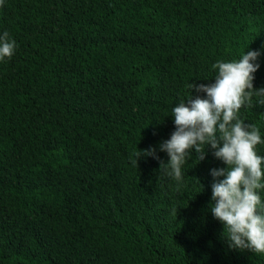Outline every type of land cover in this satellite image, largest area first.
<instances>
[{
	"label": "trees",
	"instance_id": "trees-1",
	"mask_svg": "<svg viewBox=\"0 0 264 264\" xmlns=\"http://www.w3.org/2000/svg\"><path fill=\"white\" fill-rule=\"evenodd\" d=\"M4 31L16 48L0 61V264H264L230 249L210 211V172L225 168L211 147L181 182L159 148L217 61L259 52L264 88V0H3ZM261 99L237 112L258 156ZM150 148L159 159L136 164Z\"/></svg>",
	"mask_w": 264,
	"mask_h": 264
},
{
	"label": "clouds",
	"instance_id": "clouds-1",
	"mask_svg": "<svg viewBox=\"0 0 264 264\" xmlns=\"http://www.w3.org/2000/svg\"><path fill=\"white\" fill-rule=\"evenodd\" d=\"M15 48L16 42L7 31L0 34V61L10 59ZM259 55L257 51H248L239 61H217L212 65L218 70L215 83H190L188 87L197 95L172 109L175 131L159 148L169 158L167 164L160 162V169L181 182L182 166L191 159V152L198 154L199 162L205 159L206 146L211 147L212 155L225 168L210 172L211 199L215 202L210 211L224 225L223 235L230 249L264 254V203L258 194V190L264 189L261 180L264 156L255 151L262 141L255 125L237 117L243 105L252 106L254 95L264 97V88L254 90L252 83L259 68L255 63ZM199 93H204L205 98ZM259 103L264 104V99ZM134 156L136 164L142 156L159 159L152 148L136 149ZM218 177L224 179L217 180Z\"/></svg>",
	"mask_w": 264,
	"mask_h": 264
}]
</instances>
